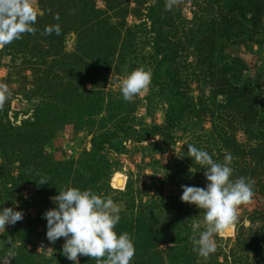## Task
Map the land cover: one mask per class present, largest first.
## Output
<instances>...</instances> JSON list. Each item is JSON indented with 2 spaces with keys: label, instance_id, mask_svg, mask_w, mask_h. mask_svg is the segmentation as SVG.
<instances>
[{
  "label": "rangeland",
  "instance_id": "obj_1",
  "mask_svg": "<svg viewBox=\"0 0 264 264\" xmlns=\"http://www.w3.org/2000/svg\"><path fill=\"white\" fill-rule=\"evenodd\" d=\"M32 6L36 33L0 49V84L6 86L0 104V209L24 214L0 233V264L9 240L17 253L11 264H73L61 254L63 238L55 244L46 239L43 218L55 207L50 198L64 187L110 196L120 221L139 227L131 235V264H179L171 260L182 252L194 255L188 264H264V252L251 246L255 233L264 231V167L250 123L253 109L264 105V9L261 25L245 37L243 22L225 15L217 0H183L171 10L165 0H32ZM159 22L171 27L166 43L174 55L165 59ZM53 25H59V35H42ZM225 26L229 38L220 35ZM213 41H221V52ZM222 55L240 59L241 66L228 70L234 65H225ZM158 64L176 77L188 105L162 132L155 128L165 126L172 88L163 77L153 81ZM140 67L151 72L150 89L126 102L120 80ZM247 80L255 82L256 97L251 88L243 94ZM93 139L102 145L94 155ZM189 144L220 163L230 155L232 179L247 178L254 193L251 203L239 207L232 233L216 237L217 250L207 259L191 243L198 235L193 226L203 230V212L180 200L181 185L206 183L204 169L187 156ZM116 171L125 175L123 188L111 184ZM91 174L97 176L95 187ZM43 176L48 183L38 185Z\"/></svg>",
  "mask_w": 264,
  "mask_h": 264
},
{
  "label": "clouds",
  "instance_id": "obj_2",
  "mask_svg": "<svg viewBox=\"0 0 264 264\" xmlns=\"http://www.w3.org/2000/svg\"><path fill=\"white\" fill-rule=\"evenodd\" d=\"M182 2L165 0V9L171 10ZM36 22L37 12L32 0H0V49L22 39L25 34L34 35ZM53 32L60 34L59 25L46 27L42 35ZM150 86L151 72L140 67L120 80L119 91L126 102H133L136 96L147 93ZM5 91L6 86L0 84V104L6 99ZM187 156L204 169L206 183L204 187L181 185L180 200L203 212V230H199V223L193 226L198 235L191 238V243L192 251L207 259L217 250L216 237L231 232L238 222L239 207L251 203L252 182L245 177L232 179L230 155L220 163L207 151L189 144ZM36 183H48V177L43 176ZM50 199L55 207L43 213L47 221L46 239L55 244L63 238V256L73 264H79L81 256L94 260L95 264H131L135 246L127 232L117 233L120 208L110 196H101L92 189L64 187ZM23 218V212L12 207L0 209V233L5 232L6 225H15ZM8 243L10 247L5 253L4 264H11L17 255L15 245L11 240ZM47 250L54 251L51 247Z\"/></svg>",
  "mask_w": 264,
  "mask_h": 264
},
{
  "label": "trees",
  "instance_id": "obj_3",
  "mask_svg": "<svg viewBox=\"0 0 264 264\" xmlns=\"http://www.w3.org/2000/svg\"><path fill=\"white\" fill-rule=\"evenodd\" d=\"M218 3L220 4V7L222 9H225V15H229V13H231L232 18L233 19H240V23L243 24L244 30H248L246 32V36L245 37H249L251 36L250 32L253 30V28H255L258 25H261L262 21V15L261 12L264 9V2L263 0H217ZM242 1V2H241ZM155 5L152 6L151 10L152 12H155ZM149 17L152 19V21H155V15L150 14ZM159 22L158 25H160L158 31H157V41H158V46L163 50V49H167V51L164 53V59L166 58L167 54L168 56H173L174 55V51L172 46H170L167 39H169V36L171 34V27L168 26H164L163 23ZM251 28V29H250ZM243 30H240V33L243 34ZM231 33V31L229 30V28L227 26H225L224 28L221 29V33L220 35L222 36V38H229L228 34ZM221 40V39H220ZM221 41H213L212 42V46H214L215 48L217 47V49L219 48V51L221 52V48L223 45H221ZM213 47V48H214ZM172 48L173 52H170ZM222 54V53H221ZM224 56V58L227 56V60L225 61V65H229V64H233L234 67H231V65H229L228 70H233V72L235 70H238L237 68L241 66V60L235 57H230L229 55H222ZM229 56V57H228ZM237 65V67H236ZM236 68V69H235ZM155 75L153 76V81L157 80L158 78L163 77L165 79V81H167L168 84L171 85L170 88H172L171 90V98L168 101V108L165 111V126L162 127H156L155 128V132H162L164 129H166V127H171L173 122L183 113V111H185V109L187 108V101L185 99V95L182 94V92L180 90L176 89V83H177V79L176 77H174L171 72L170 69L166 68L163 69L161 67L160 64H158V67L155 70ZM162 74V76H161ZM233 78L237 77L235 76V74L233 73L232 75ZM229 81V79H228ZM245 83L247 84V86L243 87L242 92L243 94H245L247 92L248 88H251L253 91L252 93V97H256L257 95V91H255V82H251L250 80H247V82L245 81ZM264 110V105L262 103H260V106H256L253 109V113L250 119V123H251V130H255L256 131V137L255 140L259 141V148L257 149V151H262L258 157L257 160L258 162L262 165V167H264V129H262L261 127L264 126L263 125V119H264V112H262ZM255 125V126H253ZM259 129L257 130L256 128ZM157 130V131H156ZM248 132V130L246 131ZM155 134V133H154ZM98 139H93L92 140V154H97L98 151H100L101 146L98 147L97 141ZM102 143V142H100ZM103 144V143H102ZM97 151V152H96ZM98 156H100L101 159H105L104 155H102V153L98 154ZM105 162H107L105 160ZM262 170V169H261ZM264 171V170H263ZM97 177V176H94ZM93 175L91 174L89 181L90 184H92L95 187L96 182L93 180ZM96 190V189H95ZM93 190V191H95ZM262 218V226L264 229V212L261 215ZM175 225L171 226L172 228ZM135 228V230L139 227H128L127 226V222L121 221L119 222V224L116 227V231L117 233H122V232H127L130 237L131 235H133V229ZM171 228V229H172ZM140 233V232H139ZM253 243H251V246H253V244L255 245L254 248L256 249V251H262L264 252V231L263 232H258L255 233V235L252 237ZM149 240V239H148ZM180 240H182V237L180 236ZM194 257V255H190L189 252H182V254H180L179 256H177V258L171 261H175L179 264H188L187 261L189 259H192Z\"/></svg>",
  "mask_w": 264,
  "mask_h": 264
},
{
  "label": "bare ground",
  "instance_id": "obj_4",
  "mask_svg": "<svg viewBox=\"0 0 264 264\" xmlns=\"http://www.w3.org/2000/svg\"><path fill=\"white\" fill-rule=\"evenodd\" d=\"M124 183H125V175L118 171L114 172L111 178L112 186L115 188H123ZM232 231L225 234H231Z\"/></svg>",
  "mask_w": 264,
  "mask_h": 264
}]
</instances>
